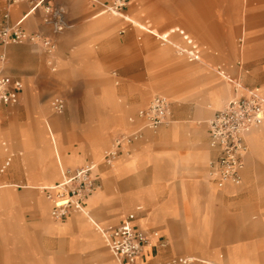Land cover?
<instances>
[{
	"label": "crops",
	"instance_id": "crops-1",
	"mask_svg": "<svg viewBox=\"0 0 264 264\" xmlns=\"http://www.w3.org/2000/svg\"><path fill=\"white\" fill-rule=\"evenodd\" d=\"M156 1L163 6L169 2L140 0V5L151 8ZM225 1L241 5V0ZM243 1L253 13L231 21H250L247 38L262 43L264 0ZM212 3L178 4L182 21L195 38L227 39L230 31L222 32L212 21ZM176 12L164 11L170 18ZM151 17L160 22V14ZM139 20L137 15L103 13L89 0H0V30L21 21L27 34L55 47L49 53L40 44L0 42V77L20 84L19 89L10 87L16 104L0 103V264H128L111 255L98 228L118 226L131 214L151 246L134 264H172L176 258H191L190 264H264V125L245 135L239 185L207 172L217 155L208 145L207 122L230 98L264 92L261 50L242 49L245 58L256 60L245 62V75L231 88L208 75L213 62L185 30L166 27L158 33ZM127 24L141 33L127 30ZM180 32L198 47L196 60L180 53L189 52ZM147 34L164 46L141 50L137 41L150 39ZM112 71L124 78L128 93L118 96L105 85L109 89L96 94ZM125 71L137 73H121ZM160 86L171 101L161 95L152 100H168L166 122L142 130V140L122 145L112 166L105 165L114 141L141 128L136 113L149 106ZM56 98L64 101L61 113L52 108ZM87 165H94L95 189L84 212L54 220L48 195L55 192L48 190L65 171Z\"/></svg>",
	"mask_w": 264,
	"mask_h": 264
},
{
	"label": "built area",
	"instance_id": "built-area-1",
	"mask_svg": "<svg viewBox=\"0 0 264 264\" xmlns=\"http://www.w3.org/2000/svg\"><path fill=\"white\" fill-rule=\"evenodd\" d=\"M99 7L103 13L122 14L130 0H89ZM19 0H10L16 4ZM42 2L32 5V10ZM48 12H52L47 8ZM22 21V20H21ZM21 21L11 27L0 30V42L3 45L31 43L40 44L49 53L54 52V45L38 36L27 34L21 28ZM189 45V59H197L198 47L187 36L180 32ZM10 87L20 88L18 82L10 78L0 77V103L16 104L17 96L10 91ZM54 112L61 113L65 108L64 101L56 98L51 103ZM169 102L164 97H155L149 106L136 113V119L142 122L141 128L130 135L114 141L112 148L106 152L103 163L112 166L119 156L122 145H132L142 140V130H156L167 119ZM264 125V95L257 90H250L245 96L233 97L220 111L208 120V145L215 150L216 158L207 166L208 176L221 182L241 183V174L244 169V158L247 153L245 135L252 129ZM94 165H87L76 170H67L63 173L62 181L48 191L55 192L54 197L48 195L52 202L51 217L54 220H63L70 213H83L84 204L88 196L94 191L95 184L92 177ZM134 216L128 215L115 227L103 230L106 246L111 255L117 260L134 264L150 246L149 235L133 225ZM151 247V246H150ZM191 258H176L172 264H190Z\"/></svg>",
	"mask_w": 264,
	"mask_h": 264
},
{
	"label": "rangeland",
	"instance_id": "rangeland-1",
	"mask_svg": "<svg viewBox=\"0 0 264 264\" xmlns=\"http://www.w3.org/2000/svg\"><path fill=\"white\" fill-rule=\"evenodd\" d=\"M187 1L188 0H169L167 6H163L161 5L162 3L160 1L158 2L156 1L153 7L148 8L141 6L140 0H135L132 6L128 8L127 10L128 12L125 10L122 12V14L128 15L130 17L131 15H137L140 18V20L138 21L139 23L158 33H161L164 30H166L165 29L166 27L167 28L178 27L180 29L185 30V32L193 39L194 43L197 44L199 47H201L205 51V53H207L208 59L213 62V64H211L213 70L210 69L208 75L214 78L216 82L220 84L224 83L226 85H229V87L231 88L234 87L237 88L238 83L240 82V76L245 75V71H246L245 62L248 64H253L254 60H256V57L245 58L244 55L242 54V49L243 48L254 49L255 47L259 48L262 52L260 54L261 55L260 58L262 61H264V42L262 43H259V41L254 42L253 40L251 41L247 38L248 28L252 25L251 23H249L250 21L245 20V22L244 21L238 23L233 22L236 20H240L241 17L242 20L246 15H251L253 13L252 10L254 8L250 6H244L243 0L240 1L241 5L237 7L228 6L225 0H217L218 3H215L214 0H210L213 2L212 4L215 5L210 8V10L212 11L211 12L212 15L211 18L213 19L212 21L215 22L216 25L220 27V30H222V32L230 31L229 38L218 41V39L216 40L214 38H208V39L195 38L193 37L195 33L185 27V23L182 21L184 20V16H183L184 14L182 11L183 9L179 8L178 4L185 5ZM253 1L255 0H249V2L251 3ZM247 4H248V0H247ZM168 10H172V11L176 10L177 12L173 14V17L170 18L166 16V13H164V11H168ZM156 13L161 15L160 17L161 19L160 22L154 23L151 15ZM237 16L238 19H236ZM116 18L122 21L121 18L118 17ZM125 27L127 30H132V31L139 30L138 27L133 26L131 24L130 25L127 24V26L125 25ZM209 34L213 35L215 34V32L214 33L209 32ZM141 36L142 34H140V37ZM147 37L150 39L145 41L141 38L139 41H137L138 44L136 46L138 47L140 46L141 50L143 48H150L153 46L156 47L162 45L164 46V43H162L161 41H156L151 35L147 34ZM170 39L171 41H176V38L172 37ZM172 52H173L172 56L178 57V53L175 49H172ZM216 71L224 72L232 80V82L230 83L227 81V79H224L220 75H217ZM113 73H116V78L113 76ZM121 73H125V74L129 73L131 75L137 72L125 71ZM134 78H136V76H134ZM116 80L118 81V84H116ZM102 83L103 86L96 90V94L102 95L103 92L109 88H114L118 96L128 93L127 90L128 88H126L127 86H125L126 81L124 80V78H122L121 74H118V72L115 71L109 72L106 79H104ZM193 83H194V79L188 82L189 85ZM105 85H108L109 88H107V86ZM162 88L163 87L161 86L159 88L158 87L156 88L157 91L152 93L149 102L152 100L154 96L157 95L165 96L169 101H171L168 93L165 92V89ZM238 90L239 92L241 91L240 88H238ZM261 94L264 95V92H262ZM55 96H61V95H55ZM231 99L232 98H230L229 100ZM138 109L139 108L135 109L130 114H133Z\"/></svg>",
	"mask_w": 264,
	"mask_h": 264
},
{
	"label": "bare ground",
	"instance_id": "bare-ground-1",
	"mask_svg": "<svg viewBox=\"0 0 264 264\" xmlns=\"http://www.w3.org/2000/svg\"><path fill=\"white\" fill-rule=\"evenodd\" d=\"M114 15H117V14H114ZM118 16H122V14H118ZM180 53L187 55V57H188V59H189V52L186 53V52H184V51H181ZM189 60H190V59H189Z\"/></svg>",
	"mask_w": 264,
	"mask_h": 264
}]
</instances>
